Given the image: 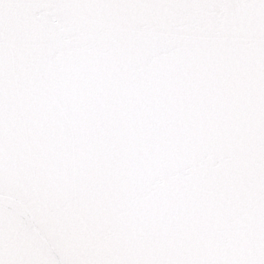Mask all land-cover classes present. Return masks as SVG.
<instances>
[{
    "label": "snow or ice",
    "instance_id": "6c2138e0",
    "mask_svg": "<svg viewBox=\"0 0 264 264\" xmlns=\"http://www.w3.org/2000/svg\"><path fill=\"white\" fill-rule=\"evenodd\" d=\"M0 264H264V0H0Z\"/></svg>",
    "mask_w": 264,
    "mask_h": 264
}]
</instances>
